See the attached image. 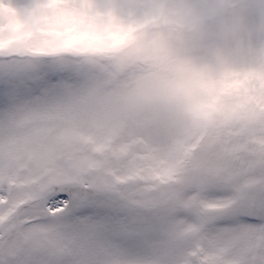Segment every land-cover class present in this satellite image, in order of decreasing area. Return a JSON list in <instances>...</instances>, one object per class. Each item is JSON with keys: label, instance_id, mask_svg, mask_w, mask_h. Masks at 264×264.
<instances>
[{"label": "snow or ice", "instance_id": "snow-or-ice-1", "mask_svg": "<svg viewBox=\"0 0 264 264\" xmlns=\"http://www.w3.org/2000/svg\"><path fill=\"white\" fill-rule=\"evenodd\" d=\"M0 264H264V0H0Z\"/></svg>", "mask_w": 264, "mask_h": 264}]
</instances>
